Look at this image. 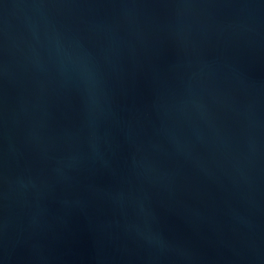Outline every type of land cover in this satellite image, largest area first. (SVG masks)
<instances>
[{
	"label": "water",
	"instance_id": "obj_1",
	"mask_svg": "<svg viewBox=\"0 0 264 264\" xmlns=\"http://www.w3.org/2000/svg\"><path fill=\"white\" fill-rule=\"evenodd\" d=\"M0 264H264V0H0Z\"/></svg>",
	"mask_w": 264,
	"mask_h": 264
}]
</instances>
